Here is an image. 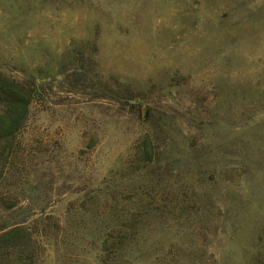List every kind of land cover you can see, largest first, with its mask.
<instances>
[{"label":"rangeland","instance_id":"374dc122","mask_svg":"<svg viewBox=\"0 0 264 264\" xmlns=\"http://www.w3.org/2000/svg\"><path fill=\"white\" fill-rule=\"evenodd\" d=\"M0 77L32 264H264V0H0Z\"/></svg>","mask_w":264,"mask_h":264},{"label":"trees","instance_id":"16d2710c","mask_svg":"<svg viewBox=\"0 0 264 264\" xmlns=\"http://www.w3.org/2000/svg\"><path fill=\"white\" fill-rule=\"evenodd\" d=\"M30 101L28 88L25 89L16 81L0 77V144H5L8 149L12 147L16 134L25 124ZM1 205L5 209L13 207ZM0 231V264H32L34 255L27 254V242H30L27 229L16 225L4 227Z\"/></svg>","mask_w":264,"mask_h":264}]
</instances>
